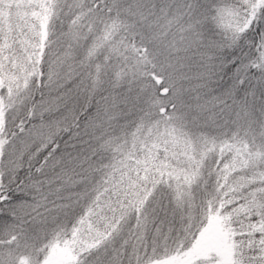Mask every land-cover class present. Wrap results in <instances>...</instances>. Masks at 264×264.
<instances>
[{"label": "snow or ice", "instance_id": "1", "mask_svg": "<svg viewBox=\"0 0 264 264\" xmlns=\"http://www.w3.org/2000/svg\"><path fill=\"white\" fill-rule=\"evenodd\" d=\"M0 264H264V0H0Z\"/></svg>", "mask_w": 264, "mask_h": 264}]
</instances>
